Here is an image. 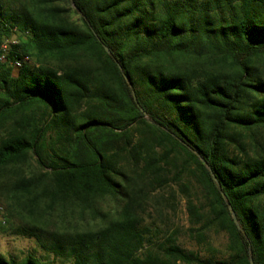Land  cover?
Returning <instances> with one entry per match:
<instances>
[{
  "label": "trees",
  "instance_id": "trees-1",
  "mask_svg": "<svg viewBox=\"0 0 264 264\" xmlns=\"http://www.w3.org/2000/svg\"><path fill=\"white\" fill-rule=\"evenodd\" d=\"M10 37L0 234L35 249L0 264H264V0H0Z\"/></svg>",
  "mask_w": 264,
  "mask_h": 264
},
{
  "label": "rangeland",
  "instance_id": "rangeland-1",
  "mask_svg": "<svg viewBox=\"0 0 264 264\" xmlns=\"http://www.w3.org/2000/svg\"><path fill=\"white\" fill-rule=\"evenodd\" d=\"M262 69L264 71V66ZM254 136L256 140L264 146V130L258 131ZM246 140L250 141L249 138H246ZM173 189H175L177 196L175 211L169 216V225L180 230L178 239L183 248L187 250H197L202 254H207L204 245H200L197 241L191 240L186 234V230L189 226L188 215L186 212V196L194 199V201H200L201 195L193 189L190 190L189 193H183L176 186H174ZM155 196H157V194H155ZM107 204L113 206L110 201H107ZM106 209H108V207L105 208L104 211H106ZM206 240L207 244L217 251L215 254L217 257L224 253L226 237L223 233H217L216 231L211 230L208 232ZM33 249H35V244L30 239L15 236L10 231L0 234V254L6 258L9 256H21L23 253L27 254L28 252H31Z\"/></svg>",
  "mask_w": 264,
  "mask_h": 264
},
{
  "label": "built area",
  "instance_id": "built-area-1",
  "mask_svg": "<svg viewBox=\"0 0 264 264\" xmlns=\"http://www.w3.org/2000/svg\"><path fill=\"white\" fill-rule=\"evenodd\" d=\"M13 45H17V40L15 37H10L5 39L0 46V63H5L7 61V55L10 50V47ZM31 61L30 56L23 55L18 59L13 61V67L15 69H19L22 67L24 63H28ZM7 225V215L3 205L0 204V228H3Z\"/></svg>",
  "mask_w": 264,
  "mask_h": 264
},
{
  "label": "water",
  "instance_id": "water-1",
  "mask_svg": "<svg viewBox=\"0 0 264 264\" xmlns=\"http://www.w3.org/2000/svg\"><path fill=\"white\" fill-rule=\"evenodd\" d=\"M105 51H106L107 53H109V51H108L107 48H105ZM222 195H223V194H222ZM229 210L231 211V215H232V218H233V220H234V223H235V224L237 225V227H238L237 219H236V217H235V214L232 212L231 207H229ZM250 264H253L252 260H250Z\"/></svg>",
  "mask_w": 264,
  "mask_h": 264
}]
</instances>
